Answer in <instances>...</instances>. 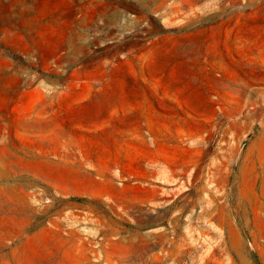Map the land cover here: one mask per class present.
Instances as JSON below:
<instances>
[{
    "label": "rangeland",
    "instance_id": "rangeland-1",
    "mask_svg": "<svg viewBox=\"0 0 264 264\" xmlns=\"http://www.w3.org/2000/svg\"><path fill=\"white\" fill-rule=\"evenodd\" d=\"M0 264H264V0H0Z\"/></svg>",
    "mask_w": 264,
    "mask_h": 264
}]
</instances>
